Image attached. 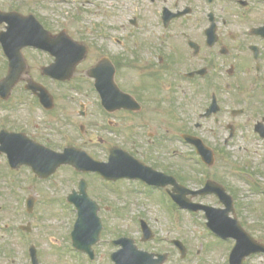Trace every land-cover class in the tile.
Returning <instances> with one entry per match:
<instances>
[{"label":"flooded vegetation","instance_id":"obj_1","mask_svg":"<svg viewBox=\"0 0 264 264\" xmlns=\"http://www.w3.org/2000/svg\"><path fill=\"white\" fill-rule=\"evenodd\" d=\"M41 2L0 4V249L17 237L29 256L43 208L73 221L85 179L115 235L100 259L124 264L135 245L150 264H264V160L237 143L250 132L264 151V0ZM38 22L56 56L22 47ZM74 147L135 179L68 165L41 178L27 161ZM81 253L90 264L98 245Z\"/></svg>","mask_w":264,"mask_h":264},{"label":"rangeland","instance_id":"obj_2","mask_svg":"<svg viewBox=\"0 0 264 264\" xmlns=\"http://www.w3.org/2000/svg\"><path fill=\"white\" fill-rule=\"evenodd\" d=\"M24 3H33L34 0H22ZM38 1V0H37ZM2 3V0L0 1V4ZM40 3L42 4L41 0ZM59 3V2H58ZM61 4V2L59 3ZM66 8V5H64ZM245 137L249 136L248 140H243L244 138H239V141L237 140V143L243 144L244 146L250 148V149H258L260 151V155L258 157H255L257 160V164H260L262 160H264V151L261 146H256V141H254L251 137L250 132H245L243 134ZM249 165L251 162H248ZM252 168V166H251ZM80 178L76 179L75 184L77 185ZM260 182L264 183V179L260 180ZM94 185L98 186L99 183L97 181H94ZM128 189H123L124 191H127ZM131 191V190H130ZM94 195V192H92ZM141 198V197H138ZM121 204L123 206L128 205L132 209H138L137 205L135 204V197L133 195L128 194L124 195L121 200ZM140 206H143L140 204ZM153 211L154 216L157 213L158 207L151 203L148 205ZM57 214V215H56ZM42 215L43 220L36 225L37 228L36 233L33 234L36 242V247L38 249V255L41 253V259L45 264H84L82 255L75 251L72 247V245L69 242H59L65 240V234H69V225L68 221L71 222L72 216H69L67 213H63L59 208L58 211L55 212V210L47 211V209H42ZM57 233V234H56ZM113 233L106 232L104 234L105 241L101 243V245L98 246V258L99 255L105 252L109 253V250H112L113 247L108 245L109 237L113 239ZM64 237V238H63ZM56 240V241H54ZM53 241L55 245L53 244ZM20 240L17 237H14L12 239V242L7 246L4 247V249H0V264H32L28 253L27 257L24 256V253L22 252L23 247L20 246ZM59 252V254L57 253ZM60 257V258H59ZM72 260V261H71ZM106 260V256L102 259V261ZM101 262V261H100ZM103 264V263H100ZM105 264H111V262H107Z\"/></svg>","mask_w":264,"mask_h":264},{"label":"water","instance_id":"obj_3","mask_svg":"<svg viewBox=\"0 0 264 264\" xmlns=\"http://www.w3.org/2000/svg\"><path fill=\"white\" fill-rule=\"evenodd\" d=\"M37 36L38 34L36 31H34L33 33L23 35L26 41L32 38L35 39ZM35 160H36L35 165L38 166L39 168H41L42 166H46L45 164L46 156L44 154H40L36 156ZM59 161L64 162L66 161V159H62V160L55 159V162H59ZM71 163L81 166L80 160H73V162ZM92 169L95 170L94 168ZM121 171L123 173H130L129 168L121 169ZM80 204L82 207H84V203H82V201ZM100 233H101V223L98 220V218L97 217L92 218L91 215L86 214L85 212L81 210L80 215H79V220L77 222L75 232H74L75 246H77L80 249H85L88 246L91 247L93 244H95L99 240Z\"/></svg>","mask_w":264,"mask_h":264}]
</instances>
